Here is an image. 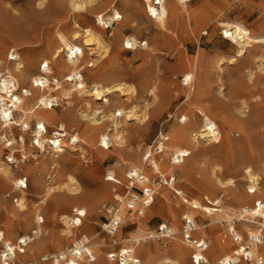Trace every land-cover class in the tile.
<instances>
[{
	"label": "bare ground",
	"instance_id": "6f19581e",
	"mask_svg": "<svg viewBox=\"0 0 264 264\" xmlns=\"http://www.w3.org/2000/svg\"><path fill=\"white\" fill-rule=\"evenodd\" d=\"M65 1L67 2L68 11H70L69 18L72 19L71 29L67 35L59 34V37L57 36V44L53 47L50 56L42 57L37 69L30 68L31 65H34L32 59L28 62L24 61V57L17 49H11V52H9L11 62L5 61L3 67L0 65V142H3V148H8V155L6 156L11 160L8 162L7 159H1L2 153H0V176L3 178L5 185L11 184L13 186L12 191L17 193L15 203L13 201L12 204L6 205V203L0 202V210L5 211V223L10 227L11 232L7 234L5 230L0 228V240H2L5 247L0 251V264H11L14 262L13 257L15 255L24 258L26 252L19 251L24 245L27 247L26 249L35 245L40 247H43V245L49 246V243L60 241L59 239L62 238L75 241V246L71 250H61L62 264H190L185 251L186 247L189 249L190 247L180 240L182 225L180 229L177 224V220L185 218L194 222L196 226L194 232L201 231L206 226L216 222L224 221L223 225L226 233L232 237L233 242L228 243V249L222 250V242H225L224 237L227 235L223 234L224 237L221 238L220 242L213 244L210 252L205 251L203 254L205 262L202 264H244L243 260H246L247 264H256L259 258L263 260L264 264V252H262V249L264 250V158L260 161V169L249 165L243 166L239 170V178L222 177L221 174L224 168L219 163H206L205 160H198V158V162L194 160L197 163L196 165L192 162L195 167L192 166L191 161L190 166L185 164L190 155L197 154V152L199 155L201 143H204L203 146L211 142H217L218 144L225 138V133L220 130L219 123L206 112L209 102L205 98L213 90L210 88L207 73L202 75V86L196 93V97L200 100L203 99L202 102L204 103L195 105L197 112L204 116L201 123L184 125L189 121V116L180 114L176 117L175 120L183 124L182 126H174L165 133L160 132L157 134L158 136L153 144H157L162 148L159 155L156 154L155 149L157 147L154 149V145L146 147L137 145L134 149L128 147L126 139L128 124L134 123L142 129L149 128L152 120L158 116L167 103L170 91L164 89L163 94H160L154 83L146 84L143 88L145 96L139 99L137 97L138 87L131 82L113 80L104 84L93 79L88 83L82 71L84 72L88 66L95 67L98 65L110 54L112 49L109 42L111 39L104 36L103 30H107L109 27L110 30L114 29L118 37L122 36V46L126 49L137 50L141 40L133 33L121 35V30L117 28V25L121 23L123 14L116 6L118 0H102L100 3L99 0ZM188 1L157 0L158 4H155L154 0H141L145 12L153 18L159 32L169 31L166 23L170 6H177L179 10L186 11ZM92 9L95 12V24L81 26L76 21L75 16H84L86 11L91 10L92 12ZM45 17L46 14L43 18ZM55 18L54 20H56ZM47 19L49 20V18ZM214 20L220 27L223 37L235 46L234 54L226 59L228 63H233L250 49L260 48L264 45V33L252 32L241 20L225 17H217ZM203 32L206 33L204 29ZM158 37V35L154 36V44H149L145 40L141 47L148 49L149 56L166 52L161 49ZM198 56L199 52L194 55L193 61L190 60V57L183 58V56L177 61L179 66L184 68L180 80L183 87H185L183 102L188 103L193 96V82L197 77L195 67ZM254 56L255 68L264 70V50L259 49ZM224 61V56H219L215 60L217 73L223 67L221 65ZM42 63H45L43 71L40 68ZM256 69L248 67L243 70L242 75L245 80L234 76L229 77L227 85L229 91L227 92L232 98L230 101L224 99L227 92L222 77L215 82L214 99H217L216 107L224 110L222 114L223 121L227 124L233 123V125L235 124L240 128L246 140H250L249 131L253 132L252 128L248 130L249 127L253 126L251 124L255 120L260 119L258 115L255 116L256 118L253 115H251L253 118L250 117V112L248 113L250 101L238 96L244 89L250 88ZM85 72H88V70ZM55 74L61 77L58 78ZM96 75L93 74V76ZM22 83L25 85H21ZM174 93L173 91L172 94ZM109 95L112 98L108 97ZM122 96H125L129 101L125 103L122 100L120 101L119 98ZM61 100L64 101V107L61 112H58L54 107L60 104ZM227 108L229 112L225 111ZM14 112L18 114L17 119ZM181 116L182 119H179ZM49 124L56 125V131L50 137L47 136V125ZM67 124H70L69 126L73 127L74 131L69 137H65L67 130L70 128ZM13 126H17L21 134L27 133V130L30 129L33 135L32 140H35L34 143L32 142V147L39 150L40 153H37L39 156H44L42 158L45 160V168L47 165L50 168V164L57 167L58 160L56 161V157L60 156L59 154L65 146L70 151H77L81 157H85V153L97 147H100L103 151H110V146L113 147L116 151V159L106 167L103 179L113 183L111 185L113 189L112 196L117 203V205L111 204V208H113L111 226L116 228L115 231L117 230L114 234L115 241L120 235V228L129 221H133L135 224V229L130 231L128 236L123 235L119 238L120 242H129L128 244L120 245L116 250L102 252L98 247L101 241L95 239V233H90L94 239H92V242L86 233L74 237L78 227L83 224V217L87 214L89 207L86 203L71 204L69 197L82 195L83 193L78 179L72 173H67L63 180H57L43 186V177L36 170H33L36 184L43 186V188L37 194L36 200L32 201L29 198L31 194L21 188L22 184L27 185L26 182L22 177H15L16 172L13 168H19L22 162L29 160L36 153L26 151L24 135H19L18 138L12 135L8 138L3 137L7 133L10 134ZM45 143L49 144L48 147L52 149L53 153L50 157H45L42 153L47 151ZM169 148H172L170 154H168ZM203 149L201 148L200 151ZM16 151L19 152L21 159L15 156ZM94 153L95 156L92 155V158L94 157L100 162L107 157L105 152ZM163 154L167 155L166 162L163 161ZM12 162H15V165H12ZM116 168L125 178V181H123L127 184V187L138 186L140 193L136 194L134 191L129 190V196H132L129 197L116 191L117 186L124 183L121 178L117 177ZM62 169L64 168L62 167ZM169 171H173L174 174H177L186 182H191L190 179L193 173L197 175L202 173L200 181L209 187L212 190L211 192L219 190V193L214 198L204 194V198L207 202H210L207 204H202L196 199L190 200L184 190L177 185L176 177L174 175L167 176ZM50 173L52 177L62 174L58 171L54 174L53 172ZM87 174L90 175V172L88 171ZM156 177L160 178L159 182H156ZM170 177L174 178L171 179ZM240 183L245 185V193L237 190ZM163 184L167 187H164ZM168 188L174 190L171 193L172 195ZM144 189L145 192H143ZM106 190V186L99 187L94 196L88 197L89 201L94 202L101 197L103 192L106 193ZM4 192L0 191V196L3 197ZM227 192L230 193V198L233 201H238L244 197L252 199L249 201L250 204H244L240 207L223 205V196ZM53 194L65 195V197L58 199V203L70 204L71 210L68 214L58 216L60 221L58 224L54 223L52 229L47 230L45 228L43 230L41 223L44 219L39 214V205L46 203L47 199ZM155 194H160L162 202L157 211L151 212L154 215H169L177 223L175 222L172 226L171 223L163 222L162 230L149 229L146 232L142 229V226L146 218L151 216L148 208L154 202ZM2 197L0 199H3ZM180 203L187 205L182 215L178 213ZM30 212H33L32 221L28 218ZM197 213L198 215L201 213L205 220H199ZM18 219L24 221L25 227L22 233L13 231L15 220ZM235 219L240 221L243 232H238ZM116 223H119V225ZM178 233L179 236L176 235ZM160 235H171L175 240H179V244L174 243L172 248H167L168 246L158 248L150 238L157 239V236ZM21 241L23 243H20ZM85 241H88L87 245L84 244ZM206 241L209 248L212 240L207 238ZM143 242L148 245L145 246ZM260 247L262 248L260 249ZM141 250L146 253L145 259L138 256ZM216 254H220V256L216 257ZM45 255L42 254L41 256ZM8 257L11 259V263L7 261ZM189 257L191 258V256ZM56 262L58 263L59 259Z\"/></svg>",
	"mask_w": 264,
	"mask_h": 264
},
{
	"label": "rangeland",
	"instance_id": "374dc122",
	"mask_svg": "<svg viewBox=\"0 0 264 264\" xmlns=\"http://www.w3.org/2000/svg\"><path fill=\"white\" fill-rule=\"evenodd\" d=\"M98 2L100 3L102 0H99ZM187 4L188 8L186 11L179 10L177 6H170L168 20L166 23L168 24L167 27H169V33V31H157V27L153 18L145 12V8L141 0H118L116 6L123 14L121 23L117 25V28L121 30V35L133 33L136 34L138 39L147 40L149 44H154V36L158 35V40L160 41L159 45L161 49L166 52L149 56V53H147L148 49L146 48L138 47L137 50L123 48L121 40L122 36L118 37L114 29H112L111 35H109L108 30H103L104 36L111 39L109 41L110 45L112 46L111 52L95 67L88 66V68L91 69L90 71L87 68L85 71L88 70V72L82 71V73L88 83L93 79H96L104 84L113 80H123L134 83L138 87L137 97L139 99L145 96L143 88L146 84L149 85L150 83H154L157 87L158 93L160 94H163L164 89H169L170 96L167 103L164 105L163 110L156 117L157 119L155 118L152 120L149 128L142 129L137 127L134 123L128 124V130L126 129V139L128 143L127 146L130 148L132 147V149H134L137 145H141L142 147L152 145L158 136L157 134L160 132L165 133L171 127L182 126L183 124H180L175 120L180 114L189 116V121H187L184 125H187L188 123H201L204 116L197 112V107H195V105H202L204 103L202 102L203 99L200 100L198 97H196V93L202 86V75L207 73L210 88L213 90L210 91L208 94L209 96L207 95L205 98L209 102L206 112L212 118H214L217 123H219L220 130H223L225 133V138L218 144L217 142H211L212 144L209 143L208 145L205 144V146H203L202 144L204 143H201V147L199 148L201 150V148L203 149V147H205L203 149L204 151L199 150L201 153H199V155L198 152L197 154H192V156L190 155V157L186 159L187 163L185 162V164H188L189 166L192 164L193 166V164L195 163L196 165V162H198L200 159L205 160L206 163H219L224 168L221 174L222 177L225 178L232 176L239 178V170L243 166L249 165L253 168L260 169V161L264 158V70H257L253 61L255 57L254 55L257 53V51L259 49L264 50V45L260 48H252L247 51V53H245L246 55L244 54L243 56L239 57L233 63H228L226 59L227 57L234 54L235 46L227 38L223 37V34H221V29L218 27L214 19L217 17L236 18L243 21L252 32L264 33V0H189ZM93 10L94 9H92V12L91 10L86 11L84 16L76 15L75 17L78 19H76V21L81 26L95 24L96 18L95 12H93ZM58 12H61V14ZM69 12L70 11H68L67 2L65 0H0V58L2 62L0 65L3 67L5 61L11 62L12 60L9 58V52H11V49H17L24 57V61L28 62V60L32 59L34 65H31L30 68L33 67L34 69H37L42 57L44 58L50 56L53 47L57 44V36L59 37V34L67 35L69 33L72 25V19L69 18ZM45 14L46 17L43 18ZM195 16L197 17L194 18ZM54 17H56V20H54ZM47 18H49V20ZM203 29L206 31V33L203 32ZM198 52L199 56L195 67L197 77L193 82L194 92L192 99L188 101V104L187 102H183L185 98V87H183V84L181 83L182 81H180L181 72L184 70V68H181L177 61L179 58H181V56H183V58L190 57V60L193 61L194 55L198 54ZM219 56H224L225 61L221 65V67H223L218 70L217 73L215 60ZM248 67L256 69L255 77L250 88L244 89L238 97H243L250 101V108L248 107V113L250 112V117L253 118L254 116V118H256L255 116L258 115V118L260 119L255 120L256 122L254 121L251 124L253 126H250L248 129L251 130L252 128L253 130V132L249 131V134L251 135L250 140H246V138H244L245 136L243 132L235 124H227L223 121L222 114L224 110H222V108L219 109L216 107L217 99L215 98L216 102L214 99L216 90L215 82H217V79L222 77L221 79L226 84L227 92L229 91V88L227 89L229 77L234 76L245 80V77L242 74L243 70L247 69ZM103 71L104 74L102 73ZM92 72H94L93 74L100 75L93 76ZM55 75L58 78L61 77L58 74ZM21 85L25 84L22 83ZM173 91L175 92L174 94H172ZM226 95L227 96H225L224 99H228L229 101L232 100L228 92ZM108 97H110V95ZM119 100H122L124 103L129 101L125 98V96H122L119 98ZM63 102L64 101L61 100L60 104L54 107L58 112L63 110ZM217 110L222 112L217 113ZM225 111L229 112L228 108ZM14 116L17 119V112H14ZM179 119H182V116L179 117ZM55 124L47 125L48 137H50L53 131H55ZM72 128L70 127L67 130V135L65 137H69L74 132ZM11 135L17 138L19 135H24L26 151H32L33 147L29 145L33 137L30 129L27 130V133L21 134L19 128L17 126H13L12 131L10 132V137ZM15 145L18 146L17 144ZM7 149H5V147L3 148V142H0V153H2L1 159L3 160L4 155H8ZM46 150L47 151L42 153H44L45 157H50L53 153L52 149L47 147ZM99 151L105 152L107 155V157L101 162L97 161L94 157L92 158V155L95 154L94 152ZM115 152L116 151L112 146H110V151H103L100 147H97L92 149V151L85 153V157H81L77 151H70L69 148L65 146L64 150L59 154L60 156L56 157V161L58 160V163L56 162L57 167L54 168L55 172L53 171L54 173L57 171L61 172L62 174L59 176H50V172L52 171H49L50 168L47 167L48 165L45 168V160L42 158L44 156L39 155L37 157V162L32 161V157H30L29 160H26L20 164L21 167H14L13 169L16 172L15 177L20 175V170L22 168L24 173H26L28 179L27 188L25 190L31 194L29 198L32 199V201L36 200L37 194L40 192L43 186L47 185L48 183H53L57 180H63L67 173L74 174L82 187L83 193L82 195L69 197L71 204L86 203L89 207L87 214L83 217V224L78 227L74 237H79L82 235V233H86L92 242L93 238L90 233H95V239L101 241L98 246L100 251L105 252L109 250H116L118 246L128 244L129 242H120L119 238L123 235L128 236V233L135 229L134 222L129 221L126 225L119 229L120 235L116 238L117 241H115L114 236H109L103 228V224L107 221V215L105 211L101 210L102 204L109 203L117 205L112 196L113 189L111 185H113V183L103 179V175L106 172V167L116 159ZM171 152L172 148H169L168 154ZM166 157L167 155L163 154V161L165 162L167 161ZM33 164L35 165L34 167L32 166ZM62 167L64 169H62ZM116 169L118 172V175L116 174L117 177L121 178L122 181H125V178L118 171L119 169ZM33 170H36V172H38L40 176L43 177V186L36 184ZM88 171L90 172V175L87 174ZM168 175H174L176 177L177 185L184 190L186 196L190 200L196 199V201L198 200V202L202 204H207L208 202L204 198V194H208L210 198H214L219 193V190H213V192H211L212 190H210L209 187L200 181L201 176L203 175L202 173L200 176L193 173L190 179L191 182H186V180H183L177 174H174L173 171H169L167 173V176ZM156 180L159 181L157 177ZM101 186L107 187L106 193L103 192L101 197L96 199L94 202H90L88 197L94 196L98 188ZM163 186L167 187L165 184H163ZM12 188L13 186L11 184L5 185L3 178L0 176V191L4 192L7 190L9 192ZM128 189L129 188L127 187V184L124 182L123 184L117 186L116 191L118 193H126ZM133 189L140 193V188L138 186H133ZM244 189L245 185L243 183H240L237 187V190L241 192H243ZM168 191L171 194L174 190L168 188ZM58 195H51L47 199L46 203L39 205V214L44 219L43 223H41L43 230L45 228L47 230L52 229L51 227L54 226V223L58 224L60 221L58 220V216L65 213L68 214L71 210L70 204L66 205L64 203V205L58 203V199H60V197H65V195ZM2 198L3 199H0V202L6 203V205L12 204L9 198ZM161 199L162 198L160 194H155L154 202L152 203L151 207L148 208L151 216L146 218L142 226V229L146 232L149 229L158 230V226L162 222H166L168 224L171 223L170 225L172 226L176 222L169 215L153 214L158 210L159 205L162 202ZM251 199L252 198L244 197L238 201H233L230 198V193L227 192L224 193L223 196V205L225 204L240 207L244 204H250L249 201ZM186 206V204L180 203V207L178 209V213L180 215H182V212ZM135 213L137 212L135 211ZM5 214L6 213L3 209L0 210V228L9 234L10 227L5 223ZM28 216L27 217L32 221L33 212H30V215ZM197 217L201 221L205 220L201 213H199V215L197 213ZM170 220L172 221L170 222ZM235 220L237 222L235 225L238 232H243L240 221L237 219ZM177 221L178 223H176L179 225L178 228L181 229V225H183V219ZM223 223L225 222H216L212 225L206 226L201 231L193 233L194 236L212 240L207 252H210L211 247L215 242H220L221 238L224 237L223 234H227ZM14 224L13 231L22 233L23 228L25 227L24 221L22 219H18L15 220ZM176 235L179 236V233ZM224 238L225 242H222V250L228 249V243L233 242L232 237L228 234ZM150 239L156 246H158V248H164L167 246V248H172L174 243L179 244V240H175L174 237ZM59 240L60 241L49 243V246H31L27 250L24 258L21 259H36L42 254H50L59 250H64L73 242V240L68 241L65 238ZM143 244L145 246L148 245L146 242H143ZM261 248L262 247H260V249ZM185 251L188 255L189 263L192 264L191 258L189 257L191 248L189 249L186 247ZM262 252H264L263 249ZM138 256L142 259H145L146 253L142 252L141 250L138 253ZM219 256L220 254H216V257ZM242 262L247 264L246 260H243ZM41 264H52V262L51 260H47Z\"/></svg>",
	"mask_w": 264,
	"mask_h": 264
},
{
	"label": "built area",
	"instance_id": "2783aa9c",
	"mask_svg": "<svg viewBox=\"0 0 264 264\" xmlns=\"http://www.w3.org/2000/svg\"><path fill=\"white\" fill-rule=\"evenodd\" d=\"M154 2H155V4H158L157 0H154ZM107 30L109 32V35H111L112 34V30H110V27L107 28ZM144 42H145V40H141L140 41L141 44H138L139 47H142ZM44 67H45V63H42L41 66H40L41 71H43V68ZM9 104H10V102H9ZM55 131H53V132H55ZM5 135H6L7 138L10 137V134L9 133H7ZM5 135H3V137ZM32 142L34 143L35 140H32L31 139V142L29 143L30 146H32V144H33ZM45 145H46V147L49 146V144H46V143H45ZM152 145H154V144H152ZM155 147H157V148L155 149ZM153 148L155 149V152H156L157 155H159L162 152V148L159 147L157 144H155L153 146ZM38 151L39 150L37 148H33L32 149V152L36 153V155H32L31 156L32 157V161H34V162H37L38 161L37 156L40 153ZM37 152H38V154H37ZM15 155L19 159H21L19 157V152L18 151L15 152ZM4 159H7L8 162L11 161L6 156V154L4 155ZM12 165H15V162H12ZM49 167H50L49 171H52L53 172L54 171V168H55L54 165L53 164H50ZM20 171H21L20 172V176H18V177H22V179H24V181L27 184V179L28 178H27L26 173H24V171L22 169ZM53 174H54V172H53ZM170 178L173 179L174 177H170ZM153 180H154V177H153ZM159 181H160V178H159ZM159 181L156 180V182H159ZM21 188L25 190L27 188V185L22 184ZM128 188L129 189L127 190V192L126 193H123L124 196H129V190L134 191V193H136V194L138 193V192H136L133 189V186H130ZM12 189L9 192L8 191L7 192H4V194H3V197L9 198L11 200V202H13L16 199V195H17L16 192H13L12 191ZM145 191L146 190L144 189L143 192H145ZM129 197H132V196L130 195ZM14 203H15V201H14ZM208 203H210V202H208ZM101 210L105 211V213L107 215V221L103 224V228L105 229V231L107 232V234L109 236H114V234H115V232L117 230L115 231L116 228L111 226V222H113V208H111V204H109V203L102 204ZM163 224L164 223L162 222L158 226V230L159 231L162 230ZM117 225H119V223ZM195 229H196V226H195L194 222L191 219H188V218L183 219V225H182V229L180 231V238H181L180 240L182 241V243L188 245L191 248V254H190V256H191V262H192V264H202V263L205 262L204 261V258H203V254L205 253V251L208 248V243L206 241V238H201L199 236H194L193 235V232H194ZM161 237H172V236L171 235L170 236L169 235H167V236L166 235L157 236L158 239H160ZM20 240H21V238H20ZM20 243H23V241H21ZM84 244L87 245L88 244V241H85ZM74 246H75V241H73L72 244L69 247H67L66 249H64V250H68L69 251ZM24 248H25V250H24ZM26 248L27 247H25V245H24L22 248H20L19 251L22 252V253L24 251L27 252L28 249H26ZM3 249H5V247H4V244L2 243V240H0V251L3 250ZM61 252L62 251L59 250L57 252H53V253H50V254H46L45 256H40L39 258H36V259L34 258V259H31V260H24V259H21V258H19L18 256L15 255L13 257L14 262L11 263V259L9 257L7 258V261L9 263H11V264H39V263L41 264L42 262L44 263V261L51 260L52 264H62L61 263V260L63 259V257H62V253ZM58 259H59V262L57 263L56 261ZM256 264H263V260L261 258H259L258 259V262L256 261Z\"/></svg>",
	"mask_w": 264,
	"mask_h": 264
}]
</instances>
